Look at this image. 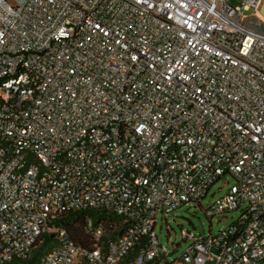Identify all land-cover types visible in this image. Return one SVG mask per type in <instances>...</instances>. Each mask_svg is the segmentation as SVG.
I'll use <instances>...</instances> for the list:
<instances>
[{
    "label": "built area",
    "instance_id": "obj_1",
    "mask_svg": "<svg viewBox=\"0 0 264 264\" xmlns=\"http://www.w3.org/2000/svg\"><path fill=\"white\" fill-rule=\"evenodd\" d=\"M258 13L264 0H0V264L44 236L39 264H121L135 248L127 264H264ZM225 176L235 185L205 212L239 220L186 235L169 263L158 212L201 205ZM87 211L124 232L88 248L56 225Z\"/></svg>",
    "mask_w": 264,
    "mask_h": 264
},
{
    "label": "rangeland",
    "instance_id": "obj_2",
    "mask_svg": "<svg viewBox=\"0 0 264 264\" xmlns=\"http://www.w3.org/2000/svg\"><path fill=\"white\" fill-rule=\"evenodd\" d=\"M252 16L253 11L244 13L246 19H250ZM257 19L264 24L262 14L258 13ZM234 185L235 180L230 176H225L211 187L201 205L183 206L167 218L158 212L154 231L160 245L169 252L167 257L169 263L180 258L191 244L186 235L195 234L198 237H206L210 233L216 235L239 220L242 214L241 209L225 215L215 216L212 220H209L205 212L217 200L223 198Z\"/></svg>",
    "mask_w": 264,
    "mask_h": 264
},
{
    "label": "trees",
    "instance_id": "obj_3",
    "mask_svg": "<svg viewBox=\"0 0 264 264\" xmlns=\"http://www.w3.org/2000/svg\"><path fill=\"white\" fill-rule=\"evenodd\" d=\"M87 219H91L95 228H101L103 232L100 241H94L92 233L86 228ZM127 222L124 218L105 214L103 212H78L74 214L64 215L56 221V225L65 228L70 233L72 239L80 246L88 248H97L103 246L105 248L109 242L116 240L125 230ZM53 240L51 236H44L38 240L32 249L31 255L27 260L15 261L11 264H39L42 258L53 248ZM138 253L135 248L130 258L121 264L129 263Z\"/></svg>",
    "mask_w": 264,
    "mask_h": 264
},
{
    "label": "water",
    "instance_id": "obj_4",
    "mask_svg": "<svg viewBox=\"0 0 264 264\" xmlns=\"http://www.w3.org/2000/svg\"><path fill=\"white\" fill-rule=\"evenodd\" d=\"M246 26L254 29L257 32L264 33V25L258 22L257 20H255L254 18L250 22H248Z\"/></svg>",
    "mask_w": 264,
    "mask_h": 264
}]
</instances>
